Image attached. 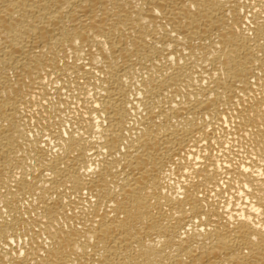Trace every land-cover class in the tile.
<instances>
[{"label": "bare ground", "instance_id": "1", "mask_svg": "<svg viewBox=\"0 0 264 264\" xmlns=\"http://www.w3.org/2000/svg\"><path fill=\"white\" fill-rule=\"evenodd\" d=\"M0 264H264V0H0Z\"/></svg>", "mask_w": 264, "mask_h": 264}]
</instances>
